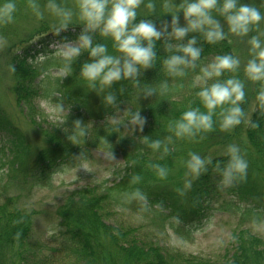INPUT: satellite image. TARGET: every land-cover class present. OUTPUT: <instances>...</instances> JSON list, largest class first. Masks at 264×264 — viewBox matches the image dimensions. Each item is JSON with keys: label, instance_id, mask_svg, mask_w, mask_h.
<instances>
[{"label": "trees", "instance_id": "trees-1", "mask_svg": "<svg viewBox=\"0 0 264 264\" xmlns=\"http://www.w3.org/2000/svg\"><path fill=\"white\" fill-rule=\"evenodd\" d=\"M255 6H262L264 10V0H243ZM43 5L46 0H40ZM17 11L14 22L7 25H0V33L7 30L12 31L9 38H18L21 33L18 27L14 31L16 20L19 18L26 20L33 15L28 0H17ZM166 15V14H162ZM162 15L138 13L137 20L152 19L158 28L165 24L161 19ZM160 18H159V17ZM83 28V25H70L66 30L57 34L51 27L47 19L39 22L37 26L29 29L26 35L21 36V40L14 44L19 47L20 53L16 52L14 57L15 65L12 70L14 84L11 91L15 96V102L20 111L21 105L33 102L37 98L39 87L43 86L48 76H43L38 84L33 83V77L39 76V71L35 66L29 64V59L38 53H45L48 46L55 43L74 41ZM170 31V27L168 29ZM197 35V33H189ZM28 38V42L25 41ZM188 37H185V40ZM168 39L162 37L156 43L157 60L153 67L142 70L139 77L141 83L158 84L162 79H168L170 87L163 95L139 96V90L130 81L116 82L111 91L118 97V110L127 108L131 118L132 113L139 111L145 122L141 126L137 125L133 135L123 137L121 141L114 144V139L119 130L116 125L110 124L107 120L117 113V108L106 107L102 102L101 95L96 90L90 89L86 82L79 77L82 64L90 59L88 52L83 51L72 64L71 74L58 79L56 92H47L49 102H53L55 107L62 104L63 110L67 111V116L73 120L93 123L95 134L108 133L105 136L112 138L109 141V151L124 153L125 167L116 171L113 183L105 181L100 186H88L82 192L73 193L65 204L57 210L59 225L61 227L59 235L53 236L52 240L59 241L60 250L67 260L75 261L68 264H264V243L245 232L236 234L238 246L231 255H226L223 260L209 257H199L184 255L173 252L152 242H141L138 235V228L126 227L124 223L117 222V228L107 225L110 209L135 208L141 205H158V208L167 209L171 214L181 221H193L201 215V202L198 194H205L209 189L213 190V182L220 181L219 173L214 167L215 161H227L228 156L216 154L210 155V151L220 145H225L231 141L232 137L245 134L249 141L246 148L248 153V168L246 179L234 181L230 190L237 191L242 199H251L262 205L264 211V111L260 108V101L257 93L260 91L261 83L256 84L253 95L256 98V109L251 123L247 126H235L234 135L229 130L219 128L218 124L211 130L198 133L192 138H176L173 136L171 142L167 137L172 135L168 129L171 121L178 118L183 111L190 106L200 104L196 96L198 87H193L195 75L199 72V67L189 69L185 77L170 78L161 70V61L168 53L164 44ZM95 41H104L109 44L112 51L111 40L103 38L98 33L94 35ZM198 43L203 45L201 59L198 64L209 62L218 54H234L235 43L228 37L214 44L205 42L199 36ZM39 47H44L41 50ZM54 55V51L46 53L45 57ZM48 62L51 61L47 58ZM63 65L60 59V68ZM241 65L237 72H225L221 79L230 75H238L242 80ZM41 75V74H40ZM245 83V80H244ZM42 92H46L44 88ZM246 97V95H245ZM245 100V99H244ZM243 100V101H244ZM3 98H0V135H9L8 148L4 146L0 153L4 159H8L3 165H8L5 172L0 174V256L5 250H11L16 256V262L6 264H48L47 259L38 255L42 248L47 245L42 242H31V228L33 225L32 213L28 211L25 202H21V190H30L34 187L40 188L49 183L51 175L59 164L75 165L79 158L87 159L92 150H105L99 145L98 135H86L85 137L72 140L68 138L72 131L71 126L51 128L41 127L42 135L40 146L30 142V139L22 132L15 121L13 114L7 112V107H3ZM244 108L245 104L241 102ZM203 108V106L201 105ZM25 114V113H24ZM103 122V123H101ZM253 123L258 126L253 127ZM118 130V131H117ZM117 131V132H116ZM263 135V136H262ZM151 139L159 138L169 144L170 151L166 154L162 150H153L143 142V137ZM6 151V152H5ZM119 151V152H118ZM192 151L198 152L203 157H212L213 164L208 165V171L202 173L200 177L193 179L191 188L185 189L183 193L178 191L184 187L185 167L182 156H188ZM0 158V163H2ZM153 163H161L169 168L167 178L161 179L156 175L151 167ZM254 174L259 180L253 181L249 174ZM140 175L138 183H131V177ZM27 187V188H26ZM26 188V189H25ZM140 188L147 196V200L126 201L123 193ZM10 189H18L13 192ZM189 195V200H186ZM25 199V198H24ZM194 207L196 210H194ZM200 209V210H199ZM160 212L159 209L156 210ZM262 211V213H263ZM251 213V212H247ZM141 239V240H140ZM253 246L261 249L262 252L255 251ZM40 258V262L35 258ZM52 262H50L51 264ZM0 264H5L0 261Z\"/></svg>", "mask_w": 264, "mask_h": 264}, {"label": "clouds", "instance_id": "clouds-1", "mask_svg": "<svg viewBox=\"0 0 264 264\" xmlns=\"http://www.w3.org/2000/svg\"><path fill=\"white\" fill-rule=\"evenodd\" d=\"M141 2L142 0H76L74 7H68L58 0H46L43 5L40 0H28L35 17L44 19L45 9L55 16L54 31L57 34L69 27L74 16L82 22L83 28L76 39L57 47L54 55L63 61L60 73L64 77L72 73L73 61L83 51H87L90 59L82 64L79 77L90 89L96 90L100 95L103 93L101 98L106 107L117 108L118 97L111 89L119 81H130L139 90V96L163 95L169 90L168 79H162L158 84H142L139 79L142 70L155 65L156 43L167 36L164 48L168 54L161 61V70L167 77L182 78L189 69L199 67L192 86L198 87L196 96L200 101V104L190 106L169 123L168 129L172 135L167 137V141L171 142L173 136L196 137L198 133L211 131L217 124L225 131L241 124L245 117L241 106L245 98L244 80L238 75L221 79L226 71H238L240 57L229 52L218 54L207 63L198 64L203 48L198 39L202 36L205 42L214 44L227 38L229 33L247 36L264 20V11L243 0H181L178 10L171 12L170 25L165 23L162 28H158L152 19L137 20V8ZM147 6L154 8L155 4L149 0ZM17 7V0H0V25L14 22ZM180 10L186 21L183 25L180 24L178 15ZM96 33L111 40L112 51L109 50L107 42L94 40ZM189 33H197L199 36H189ZM262 36L264 33L257 32L248 38L250 58L244 65V74L251 81L261 82L257 96L260 108L264 111ZM185 37L188 38L185 40ZM57 106L63 110L61 103ZM131 118L142 128L145 120L139 111L132 113ZM123 121L113 117L116 127ZM252 126L258 125L253 123ZM86 135H89L88 125L78 119L74 122L68 138L76 140ZM143 142L153 150H162L163 154L170 151L169 144L159 138L144 136ZM110 155L114 159L112 152ZM225 155L228 156L227 161L217 160L214 163L220 176V185L229 186L234 181L246 179L248 161L242 154L240 145L229 144ZM183 164L186 169L185 176L191 178L185 179L184 187L178 189L181 193L191 188L193 179L208 171V165L213 164V158L203 157L192 151ZM151 167L161 179L169 175V168L164 164L153 163ZM80 168L90 170L86 159L81 161ZM140 179V175H134L130 182L135 184ZM123 198L129 202L147 200L146 194L140 188L124 192Z\"/></svg>", "mask_w": 264, "mask_h": 264}, {"label": "rangeland", "instance_id": "rangeland-1", "mask_svg": "<svg viewBox=\"0 0 264 264\" xmlns=\"http://www.w3.org/2000/svg\"><path fill=\"white\" fill-rule=\"evenodd\" d=\"M58 2L68 7H74L76 0H58ZM152 2L155 4V7L149 8L147 6L149 0H142L137 8V13L166 14L165 16L162 15L161 19L164 23L170 25L172 19L171 12H176L178 10V5L181 3V0H152ZM243 2L247 3L246 1ZM258 7L262 9V6ZM178 15L180 17V24L183 25L186 23L182 10L178 12ZM45 19H47L51 27L54 28L56 18L46 9L45 17L42 21ZM220 19L223 22V18L220 17ZM40 21L41 19L35 17L34 14H30L26 20H23V17L22 19L18 17L15 24L17 26L13 28L14 31H17L18 27L20 28L21 33L18 38H9L10 36H7V34L9 35L12 33L11 30L8 32L5 30L0 33V98H3V107L8 106L7 112L14 115L15 121L22 132L30 139V142L36 146H40L41 143L44 144L42 142L41 132L39 131L41 127L51 128L53 125L58 127H73L75 122V120L67 116V111L58 110L53 102H49L47 97L49 95L47 93L48 91L49 93L57 91L56 84L58 79L63 77L60 73L59 66L61 58L55 55L45 57V55L49 51L53 52L57 47L63 46L69 42L50 45L47 50H45V53H38L28 60L29 64L35 66L41 74H39L38 77H33V83L38 84L40 80L43 79V76H48V72L50 76L42 82L43 86L39 87L37 98L33 100V102L25 105L20 104L25 114L19 110L15 102V96L11 91V87L14 84L11 75L13 66L15 65L14 57L16 56V52L20 53L19 47L14 43L21 40V36L26 35L27 31L37 26ZM81 23L82 22L74 16L70 25H82ZM257 32L264 33V20L259 23L258 28H254L247 36H238L231 33L228 35V38L233 39L235 43L234 55L239 56L241 59L240 65L243 76H245L244 65L250 58L248 38ZM262 39H264V36H262ZM25 41L28 42V38H25ZM42 48L41 50H44ZM47 58H50L51 61L48 62ZM244 80L246 97L242 102L245 104L243 108L245 117L242 123L237 125L239 129L241 126L247 127L252 121L256 109V98L253 92L256 84L261 83L251 81L246 76ZM44 88L46 92L43 93L42 90ZM115 117L124 121L119 124L121 125V130H117L118 132L116 131L117 134L114 139V144L121 141L123 137L133 135L137 125H139L137 121L130 118L129 110L126 107L120 108ZM108 122L115 124L113 122V117L109 118ZM84 123L88 125L90 135H98L93 132V123ZM229 131L234 135L235 127ZM107 134V132L102 133L98 135L99 138L96 139L98 144L102 145L107 151L92 150L89 157L86 159L90 170L85 171L80 168L81 161L85 159L79 158V162H75V165L59 164V166L55 168V171H53L49 183L44 184L40 188L34 187L30 192L28 190H21L22 194L20 200L21 202H25L33 218L30 241L42 242L47 245V248L39 250L38 255L43 259H47L46 263L48 264H50V262H52L51 264H68L75 262L64 258L59 247V245H61L60 240H52L53 236L59 235L61 229L57 215L58 208L65 204L73 193L77 191L82 192L85 190V187L100 186L105 181H110V184L113 183L116 177V171L125 167L124 153L109 151L108 145L112 138L105 136ZM8 141L9 135H0V150L4 146H6L5 148L7 150ZM232 143L240 145L241 152L248 161L246 148L249 146V141L244 133L238 137H232V140L227 141L225 145L214 148L210 151V155L221 154L225 156L227 146ZM111 152L113 153L114 159L111 158ZM0 158H3L2 163H0L1 174L6 171V168H9L10 163H8V165H3L8 159H4L2 153H0ZM187 158L188 156L183 155L181 160L184 161ZM249 174L253 181L259 180L258 177L256 178L250 171ZM188 178L191 177L185 176V179ZM215 186L216 181L213 182V190L202 203V216L200 221L194 224H180L173 216L168 217V213L158 214L152 205L150 208L145 206L139 208L135 206V208L126 207L120 209H110L109 206V219L106 224L117 228L116 223L121 222L131 230L137 227L138 235L142 239H140L141 242H152L155 245L157 244L165 248L185 252L187 255L209 257L217 260L225 259L226 253L229 254V251L236 249L238 244L235 236L240 232H245L264 243V211L262 207L247 205L246 203L248 202L244 199L243 201L245 203L242 202L240 197L230 192V188L226 189L225 186L218 188ZM10 190L19 192L18 189ZM189 199V195H187L186 200ZM247 211L251 213H245ZM15 259L16 256L11 250H5L0 256V261L5 264L16 262ZM35 260L41 261L39 257L35 258L34 261Z\"/></svg>", "mask_w": 264, "mask_h": 264}, {"label": "bare ground", "instance_id": "bare-ground-1", "mask_svg": "<svg viewBox=\"0 0 264 264\" xmlns=\"http://www.w3.org/2000/svg\"><path fill=\"white\" fill-rule=\"evenodd\" d=\"M262 136H263V135H262ZM263 137H264V136H263ZM237 196L240 197L238 194H237ZM240 198H241V197H240ZM244 200H246V201L249 203V204L246 203L247 205H250V206H252V205H256L255 207L259 206L258 203L252 201L251 199H244ZM241 201L244 202L242 198H241ZM251 202H252V203H251ZM244 203H245V202H244ZM247 212H248V211H247ZM247 212H245V213H247ZM253 249H254L255 251L262 252L261 249H258V248L255 247V246H253ZM233 251H234V250L229 251V254L226 253V255H231V254L233 253Z\"/></svg>", "mask_w": 264, "mask_h": 264}]
</instances>
